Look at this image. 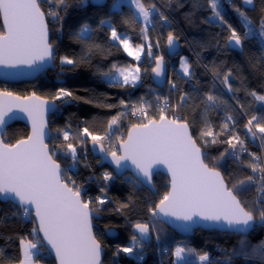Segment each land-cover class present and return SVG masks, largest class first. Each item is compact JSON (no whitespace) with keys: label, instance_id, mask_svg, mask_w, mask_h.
I'll return each instance as SVG.
<instances>
[{"label":"trees","instance_id":"obj_1","mask_svg":"<svg viewBox=\"0 0 264 264\" xmlns=\"http://www.w3.org/2000/svg\"><path fill=\"white\" fill-rule=\"evenodd\" d=\"M116 1L106 0L97 6L90 0L83 3L82 0H63V3L41 0L49 43L54 49L53 64L33 82H0V90L21 98L35 94L57 104L55 114L49 118L51 138L48 146L51 152L59 153L53 158L62 167L65 182L74 181L75 187L84 189L83 200L89 199L90 209L101 216L93 223L94 237L105 248L104 264H176L174 251L177 247L185 249L183 255L191 264H201L198 256L204 253L213 264H221L220 261L225 259L229 260L228 264H264L258 258L246 260L240 254L242 247L250 252L264 243V225L258 218L247 236L196 230L192 238H181L159 223L151 211L168 193L167 178L162 174L153 177L155 195L128 174L119 179L108 166L98 167L97 160L85 146L86 141L91 142V137L80 135L87 127L93 135L102 138L100 143L110 151L124 140L123 134L130 127L159 120L163 110L165 116H180L181 121L188 124L193 139L203 151L205 163L220 172L227 187L239 185L242 180L247 183V177L252 176L251 163L242 155L236 140H232L237 144L235 149L227 141L237 135L249 150H258L260 145L264 153V139L260 138L264 134L257 132L253 138L245 127L253 115L264 124V102L251 95L252 92L264 95V44L259 36L243 38L247 29L236 9L249 17L258 32L264 19V0H254L253 11L244 10L241 0H218L223 21L214 16L209 0H142L145 6L153 4L157 10L147 25V39L142 31L146 25L138 20L132 5L122 3L119 9L111 10ZM49 11L59 18L48 15ZM134 13L136 19H133ZM101 20L109 22V26L101 25ZM87 24L91 25L93 34L87 41H82L78 33ZM229 25L242 37L239 52L226 47L231 35ZM112 28L119 35L125 34L133 47L144 49L140 60L127 56L122 46L111 39ZM169 33L180 41L181 52L168 61L166 86L160 90L151 83L150 72L154 60L165 55V40ZM64 57L73 63L62 64ZM183 59L187 61L190 76L180 72ZM113 65L115 68L135 67L139 70V82L132 85L106 81L103 74H110L115 69ZM225 76L228 84L224 83ZM229 85L232 91L228 90ZM61 88L72 92V96L57 99ZM208 94L218 98L215 107L205 103ZM182 96L185 97L183 101ZM166 100L167 105L163 106L161 102ZM141 105L145 106V115L133 117L132 112ZM117 116L118 124L109 130V121ZM227 116L233 117L236 131L223 129ZM208 129L218 134L215 143H212L213 137L204 142L202 132ZM252 130L256 132L254 126ZM64 131L69 133L67 141L63 139ZM28 134L24 124L16 122L6 129L3 140L15 144ZM69 143L77 149L76 161L68 154ZM106 172L111 176L108 180L104 179ZM69 186L73 185L70 183ZM233 191L247 209L256 207L253 185L246 191ZM138 223L151 226V244L145 246L137 242L131 253L118 252V248L133 246L131 228ZM33 228H36L34 220L25 217L22 209L0 202V264H19L22 239L37 244L40 251L37 262L42 257V264H54L38 238V231L33 233ZM109 228L118 233L117 239L104 236V231ZM159 249L163 251L161 255H158ZM189 249L193 251L190 253Z\"/></svg>","mask_w":264,"mask_h":264},{"label":"snow or ice","instance_id":"obj_2","mask_svg":"<svg viewBox=\"0 0 264 264\" xmlns=\"http://www.w3.org/2000/svg\"><path fill=\"white\" fill-rule=\"evenodd\" d=\"M60 2L63 3V0ZM244 2L247 5H253V0H244ZM96 3L97 6H101V0H96ZM131 3L135 4L138 15L143 18L146 27L142 31L147 39V25L151 23L150 17L153 12L157 11L155 5L146 7L142 0H131ZM209 4L214 16L223 21L218 0H209ZM236 11L243 21L244 28L247 29L243 33V38L259 36L262 38L261 43L264 44V19L257 32L249 17L239 8ZM47 14L57 16L52 11ZM45 16V12L41 10V0H0V17L3 21V30L0 31V65L5 67L42 66L44 62H50L54 58V49L49 43ZM161 18L165 19L163 16ZM133 19H136L135 13ZM100 23L103 25L107 21L101 20ZM229 28L231 29L229 45L240 46L242 44L241 35L236 29L231 28V25ZM90 32L89 26L84 25L78 33V38L90 39ZM111 39L119 41L129 56L134 55L128 39L121 38L115 28H112ZM174 40L175 37L169 33L167 43L173 52ZM140 50L142 49L135 53L137 60ZM149 55H151V45H149ZM163 60V56L156 58L153 72L157 76H161L165 70ZM61 63L72 64L73 61L64 57L61 58ZM113 67L116 66L113 65ZM181 67L185 76L191 75L186 60H182ZM126 71V69H117L119 76L123 77L124 84L130 82V76L133 81L139 79L138 75L126 74ZM103 75L109 77L110 83L114 79L109 73ZM224 83L228 84L227 76L224 78ZM228 90L232 91L231 85L228 86ZM251 95L255 100L264 102V95H257L255 92ZM61 96L71 97L72 92L61 88L56 98L59 99ZM184 99L185 97L182 96L181 100ZM205 103L209 107H215L218 98L208 94ZM14 107L27 113L32 121V135L15 144H7L0 139V196L10 203H18L25 217L31 218V211L34 209L35 218L39 224L38 229L33 228V233L37 231L43 233V239L55 251L59 264H101V246L92 234L89 202L81 198V191L75 187L74 181L65 182L61 166L53 158L59 153L50 152L48 144L45 143L48 135L44 121L47 102L36 97L35 94L24 98L22 102L20 97L13 96L11 92L0 90V129L9 121L18 118L12 112ZM226 119L232 121L233 117L227 116ZM118 122L119 116L113 117L108 123L109 130H112ZM253 126L256 132H253ZM245 127L253 138H256L257 132L264 134V124L260 123L256 115L248 119ZM227 128L228 124L225 123L223 129ZM80 135L83 138L91 137L93 145L100 144L102 139L93 135L87 127ZM202 135L213 137L212 143H215V136L218 134L208 129L202 132ZM260 138L264 139V135ZM63 139L65 141L69 139L67 131L63 132ZM232 140L237 141L240 151H246L243 141L236 136L227 141L233 149L237 144H233ZM120 149L121 155H117L115 151L109 152L117 169L126 168L127 164L123 162L131 161V164L135 165L136 169L149 180L156 165H165L171 173V191L151 210L153 216L162 213L164 216H173L184 221H192L194 216L208 221H223L229 229L242 234L248 233L255 227L257 218L264 225V195L257 199L256 207L249 210L242 205L233 191V189L246 191L253 183H259L258 191L264 193V164L260 163L259 157L254 154H252L253 162L249 166L253 173L260 174L259 178L248 176L247 183L242 180L239 185L229 188L220 172L205 163L200 147L197 146L196 140L189 132L188 124L176 118L168 119L163 114V110H161L159 121L149 120L147 123L133 125L128 132L127 139L121 140ZM67 150L73 161H76V147L69 143ZM100 150L103 152V147ZM103 159L102 156L101 160ZM110 178L109 173H104L105 180ZM70 183L73 186L70 187ZM135 228L140 234L141 242L147 239L149 232L147 224L138 223ZM132 241L133 246L118 248L117 251L131 253L138 242L137 236L134 235ZM21 247L23 257L19 264H34L33 250L37 249V244L31 240L22 239ZM188 251L191 253L193 250ZM184 252L185 249L182 247L175 249L177 260H184V264H191L190 261L185 260ZM240 254L246 260L255 257L264 262V244L252 248L250 252L242 247ZM198 259L201 264H213L207 253L199 255Z\"/></svg>","mask_w":264,"mask_h":264},{"label":"water","instance_id":"obj_3","mask_svg":"<svg viewBox=\"0 0 264 264\" xmlns=\"http://www.w3.org/2000/svg\"><path fill=\"white\" fill-rule=\"evenodd\" d=\"M90 1L93 4L97 5L96 0H90ZM105 2H106V0H101V5H103ZM241 6L246 11H248V10L253 11L255 8L254 0H253V5H247V4H245L244 0H241ZM45 20H46V16H45ZM0 22H1V27L3 28L2 17H0ZM48 35H49V31H48ZM49 40H50V35H49ZM165 41H166L165 47H164L165 55L163 56V58H164L163 63H164V69L165 70L161 76H157L153 72V68L156 65V59H155L153 62L154 63L153 68L150 72L151 83L153 84V86H155L157 89H160V90L164 89L166 86V82H167V78H168L167 72H168V67H169L168 61L170 59L175 58V56H177L181 52L180 51L181 50V43L179 40H177L176 38L174 40V52L172 49H170V47L167 43V39ZM226 47H227V49H230V50L236 51V52H239L241 50L240 46H237V47L230 46L229 45V39L226 43ZM53 59L50 62H44L42 64V66L33 65L32 67H29L28 65H17L16 67H5L3 65H0V82L1 83H8V84L33 82L36 80V78L39 75L45 73L48 69L51 68V66L53 64ZM13 96H17V95H13ZM31 96L32 95L27 96V97H31ZM35 96L39 97L37 95H35ZM17 97H19V96H17ZM40 99L47 102V108L44 112V121H45V125H46L45 131L48 134L45 138V143L48 144V142L51 138V132H49V118L55 114L57 104L53 101H50V100H44L42 98H40ZM21 101L24 102V98H21ZM12 112H14L18 118L9 121L7 125H5L2 129H0V139L4 138L6 129L8 127H10L11 125L15 124L16 122L24 124V126L28 129V133H29L28 136L32 135V121L28 118L27 113L21 112L18 108H15V107L12 109ZM156 121H159V120H156ZM131 128L132 127H130L129 130ZM129 130H128V132H129ZM128 132H127L124 140L127 139ZM189 132L191 134L190 128H189ZM25 139H27V138H25ZM101 147H103L101 143L93 145L92 141L89 142L87 145L88 152H90V154L93 158L98 160V167L99 168L104 167V165L108 166L110 168V170L113 172L114 176H116L119 179L125 177L126 174H128L135 182H138L143 188H145L147 191L151 192L154 195L157 192H155V189H154L153 177L155 175L162 174L167 178V181H169L168 192L171 191V173L168 172L167 167L165 165H156L155 168L153 169L151 179L149 180L147 177H145L141 172H139L136 169L135 165L131 164V161L123 162V163L127 164L126 168L117 169V166L115 165V163L112 162L111 155H109V153L107 151H105L104 147H103L104 151L101 152V150H100ZM117 149L119 151L117 153V155H121L122 152L120 149V144L117 146ZM201 153L203 154L202 149H201ZM102 156L104 157L103 160H101ZM61 170L63 173L62 167H61ZM62 177H63V174H62ZM224 182H225V180H224ZM0 202L10 203V202L6 201L3 198V196H0ZM11 204H13L15 207H17L19 209H22L18 206V203H15V204L11 203ZM31 218L34 220L35 226L38 229L39 222L35 218L34 209L31 211ZM90 219H91V225H92V234L94 235V228L95 227H94L93 221L101 219V216H99V214L97 212H94L91 210ZM155 219L159 223L164 224L168 229H170V231H173L175 234H177L181 238H183V237L184 238H192L194 235V231H196V230H201L203 232L204 231H207V232H215L216 231V232H220V233H230V234H235V235L238 234L241 236H247V234L252 232L251 231L252 229H251L246 234L238 233L236 231L229 229L228 226L223 221H220V222L208 221V220H203L198 216H194L192 221H184V220H178L173 216H164L162 213H160L157 216H155ZM139 224H141V223H139ZM131 233L133 235L137 236L139 244L141 243L145 246L151 244V242L153 240L151 227H149L147 239H144L142 242L140 241V234L136 230L135 226H133L131 228ZM104 236L108 239L113 240V239L118 238V233L114 229L109 228V229L104 231ZM38 238L41 241L42 246L45 248V251H47V253L51 257L52 261H54V264H59V261L56 258L55 251L51 248V245H49L47 243V241L43 239V233L42 232L38 231ZM97 242H98V240H97ZM100 246H101L100 262H101V264H104L105 248H103L101 244H100Z\"/></svg>","mask_w":264,"mask_h":264},{"label":"rangeland","instance_id":"obj_4","mask_svg":"<svg viewBox=\"0 0 264 264\" xmlns=\"http://www.w3.org/2000/svg\"><path fill=\"white\" fill-rule=\"evenodd\" d=\"M144 1V0H143ZM142 1V3H144ZM122 3H130L131 4V0H117L116 1V3L112 6V8H111V10L113 9V10H115V9H119V6L122 4ZM151 5H153V4H151ZM133 7V6H132ZM147 7V6H146ZM134 9V8H133ZM135 10V9H134ZM137 10V9H136ZM136 10H135V12H136ZM137 13V12H136ZM155 13V12H154ZM139 18L140 19H142L143 20V18L142 17H140L139 16ZM145 24V23H144ZM88 26H89V28H90V30H91V32H90V37L92 36V27H91V25L90 24H87ZM105 25H108L109 26V22H107V23H105ZM120 36H121V38H127V36L125 35V34H120ZM128 39V38H127ZM81 40V39H80ZM88 39H85V40H82V41H87ZM117 43H119L120 44V42L119 41H116ZM121 46H122V48H123V50H124V47H123V45L122 44H120ZM129 45H130V47H131V49L133 50V53H134V55L133 56H129L128 55V53L124 50V52L127 54V56H129L130 58H135V53H136V51L137 50H139V49H142V50H140L139 51V59L138 60H140L141 58H142V56H143V52H144V49L143 48H137V47H133L132 46V44H130V42H129ZM160 55H162V54H160ZM136 59V58H135ZM137 60V59H136ZM184 60V59H183ZM181 62H182V60H181ZM117 69H126L127 71H126V74H128V73H131V74H133V75H138L139 76V78H140V74H139V72H137V69L135 68V67H121V68H115L111 73H110V76L111 77H114V79H112V81L113 82H123V77H120L119 76V73L117 72ZM180 72H183V74H184V71H183V68L181 67L180 68ZM104 79L106 80V81H108L109 82V77H104ZM129 79H130V82H129V84H136V83H138L139 82V79H137V80H132L131 79V76L129 77ZM206 131V130H205ZM211 138V136H204V142H205V140H209ZM88 141H86V144H85V146L87 147V145H88ZM51 152V151H50ZM149 226V225H148ZM149 227H151V226H149ZM151 230H152V228H151ZM132 245H133V242H132ZM38 247V246H37ZM40 254V253H39ZM38 256V255H37ZM36 256V257H37ZM174 256H175V251H174ZM184 256V255H183ZM176 257V256H175ZM184 258H185V256H184ZM35 260H36V258H35ZM37 262V261H36ZM38 263L39 264H42V260H39L38 261ZM175 263L176 264H184V260H177V258H175Z\"/></svg>","mask_w":264,"mask_h":264},{"label":"built area","instance_id":"obj_5","mask_svg":"<svg viewBox=\"0 0 264 264\" xmlns=\"http://www.w3.org/2000/svg\"><path fill=\"white\" fill-rule=\"evenodd\" d=\"M49 10H51V8L49 9ZM155 12V11H154ZM154 12H153V14H154ZM152 14V15H153ZM151 18V17H150ZM167 102H168V100H166V103H165V101H163V102H161L162 103V105L163 106H166L167 105ZM141 109H142V111H141ZM145 111H146V109H145V106H143V105H141L140 106V108H138L137 110H134V112H132V114H133V117L134 116H140V115H145ZM61 112V110H59L58 111V113H60ZM167 118H169V119H174V118H176V119H179V121L180 122H182L181 121V117L180 116H175V115H171L170 117H168V116H166ZM225 123H227L228 124V128H227V131H236L235 130V128H234V124L232 123V121H229V120H227L226 118H225ZM126 134L124 133L123 134V136H125ZM236 137H238L237 135H235ZM239 138V137H238ZM240 140V139H239ZM244 145V144H243ZM244 148L246 149V151H242V155L244 154L247 158H248V160L250 161V163H252L253 162V159H252V154H254L255 156H257V157H259V162L260 163H262V164H264V153H263V151H262V149L260 148V145H259V149L258 150H249L247 147H246V145H244ZM111 151H115L116 153L118 152V149H117V147H114V149H112ZM233 156H235L236 158H237V156L236 155H233ZM259 173H253L252 172V176H254V177H256L257 179L259 178ZM253 186H254V188H256V198L258 199L261 195H264V193H261L260 191H258V189H259V187H260V185H259V183H253L252 184ZM80 191H81V197H82V199H83V194H84V192H85V190L84 189H80ZM86 201H88L89 202V205H90V200L89 199H86ZM264 244V243H263ZM163 253V251H161L160 249L158 250V255H161ZM41 260L42 261H44V258H42L41 257ZM228 262H229V260L227 259H225V260H221L220 261V263L221 264H228Z\"/></svg>","mask_w":264,"mask_h":264},{"label":"crops","instance_id":"obj_6","mask_svg":"<svg viewBox=\"0 0 264 264\" xmlns=\"http://www.w3.org/2000/svg\"><path fill=\"white\" fill-rule=\"evenodd\" d=\"M131 5H132L133 8L136 10V6H135V4H132V3H131ZM136 12H137L136 14H137V18H138V20H139V21H142V22L144 23V21H143L142 19L139 18V15H138V11H137V10H136ZM20 252H21L22 257H23L22 247H21V249H20ZM33 252H34L33 262H34V264H39L38 262H36L35 258H36V256L40 253V251H39L38 248H37V249H34ZM21 259H22V258H21Z\"/></svg>","mask_w":264,"mask_h":264},{"label":"flooded vegetation","instance_id":"obj_7","mask_svg":"<svg viewBox=\"0 0 264 264\" xmlns=\"http://www.w3.org/2000/svg\"><path fill=\"white\" fill-rule=\"evenodd\" d=\"M105 151H107V150H105ZM107 152L109 153V152H111V150H110V151H107ZM96 160H97V159H96ZM97 162H98V160H97Z\"/></svg>","mask_w":264,"mask_h":264}]
</instances>
